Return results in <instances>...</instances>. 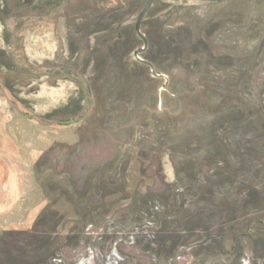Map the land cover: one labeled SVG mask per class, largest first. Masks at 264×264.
I'll use <instances>...</instances> for the list:
<instances>
[{
	"label": "rangeland",
	"instance_id": "374dc122",
	"mask_svg": "<svg viewBox=\"0 0 264 264\" xmlns=\"http://www.w3.org/2000/svg\"><path fill=\"white\" fill-rule=\"evenodd\" d=\"M147 1L0 0V264H264V0Z\"/></svg>",
	"mask_w": 264,
	"mask_h": 264
},
{
	"label": "water",
	"instance_id": "95a60500",
	"mask_svg": "<svg viewBox=\"0 0 264 264\" xmlns=\"http://www.w3.org/2000/svg\"><path fill=\"white\" fill-rule=\"evenodd\" d=\"M154 1L155 0H148L147 1L145 7L141 11V13L138 15L137 20H136L135 31H136L137 36L142 40V42L144 44L143 48L135 51V53H134L135 58L138 60H140L139 55L145 53L147 48H148L147 39L141 34V30H140L141 24H142L143 20L146 18L148 12L150 11ZM143 63L146 64L152 70L153 76L160 77V75H158L154 72L153 67L150 64H148L146 62H143Z\"/></svg>",
	"mask_w": 264,
	"mask_h": 264
},
{
	"label": "trees",
	"instance_id": "16d2710c",
	"mask_svg": "<svg viewBox=\"0 0 264 264\" xmlns=\"http://www.w3.org/2000/svg\"><path fill=\"white\" fill-rule=\"evenodd\" d=\"M9 101L13 104V102L11 100H9Z\"/></svg>",
	"mask_w": 264,
	"mask_h": 264
}]
</instances>
